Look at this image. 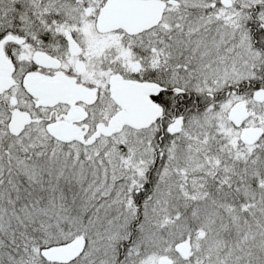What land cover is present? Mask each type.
Instances as JSON below:
<instances>
[{"label": "snow or ice", "instance_id": "1", "mask_svg": "<svg viewBox=\"0 0 264 264\" xmlns=\"http://www.w3.org/2000/svg\"><path fill=\"white\" fill-rule=\"evenodd\" d=\"M0 264H264V0H0Z\"/></svg>", "mask_w": 264, "mask_h": 264}]
</instances>
